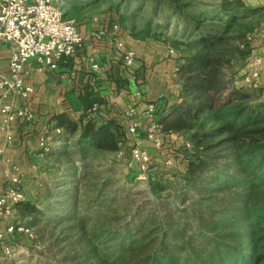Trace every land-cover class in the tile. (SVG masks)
<instances>
[{
  "label": "trees",
  "instance_id": "trees-1",
  "mask_svg": "<svg viewBox=\"0 0 264 264\" xmlns=\"http://www.w3.org/2000/svg\"><path fill=\"white\" fill-rule=\"evenodd\" d=\"M248 8L231 0L224 10L236 18ZM222 38L203 37L194 52L182 55L180 94L159 118L165 134L192 132L196 147L184 159L181 178L171 179L182 183L183 208L169 203L172 195H158L160 216L147 199L129 208L142 192L114 188L111 177L88 181L92 154L122 151L131 163L133 144L120 120H99L89 111L79 118L66 111L54 116L62 133L51 148L69 156L65 146L77 135L73 147L83 155L80 163L63 169L42 205L26 199L13 209L39 233L68 224L66 230L84 234V247L59 255L55 264H264V88L240 84L235 72H226L235 58L245 60L252 51L245 40L226 56L218 49ZM205 113L219 123L210 131L193 123ZM155 184L157 192L168 190Z\"/></svg>",
  "mask_w": 264,
  "mask_h": 264
},
{
  "label": "rangeland",
  "instance_id": "rangeland-1",
  "mask_svg": "<svg viewBox=\"0 0 264 264\" xmlns=\"http://www.w3.org/2000/svg\"><path fill=\"white\" fill-rule=\"evenodd\" d=\"M227 1L231 0H72L71 5H66L64 2L62 7L66 15L78 10L77 16H67L75 19L76 22L94 20L108 26L114 21L122 29L137 37L150 38L163 43L168 50L173 49L178 54L179 65L182 55L189 51L194 52L196 49L193 44L203 37H223L218 49L221 48L226 56L232 53V49L242 47L245 40L249 42L253 52L255 40L264 32V4H262L264 0H243L249 8L242 14L236 15V18L224 10ZM252 52L245 60L235 58L234 64L227 67L226 72L229 74L235 72L240 84L264 85L260 69L257 77L253 75L260 65H256L254 61L261 57H252ZM177 80L178 84L182 85L179 74ZM193 123L196 127L202 125V129L206 131L216 128L219 124L212 118L211 113H205ZM163 134L164 144L160 150L154 148L144 138V130L141 131V137L137 138L138 143L151 155V164L148 172L144 174L145 179H138L143 173L138 170L135 163L131 164L127 159L121 158L119 152H97L90 157L95 161V166L90 169L92 175L88 181H103L111 177L115 183L114 188L122 186L125 189L142 192L132 197L133 201H130L129 208L147 199L151 202L149 208H155L157 215L160 216L162 210L158 195H172L169 203L183 208L182 196L178 194V188L182 187V183L180 180L174 182L171 179L175 175L181 178L180 175L184 173V159L189 158L190 152L196 149L191 139L192 132L167 134L163 132ZM221 138L222 136L215 137L205 143H216ZM76 141L77 135L65 146L70 149L69 156L57 155L59 149L52 148L49 153L33 158L31 164L36 166L37 170L35 173H26L24 178V185L27 183L29 186L26 192L27 199L42 205L45 200L43 193L48 187L54 186L55 180L63 175V169L73 163H80L83 155L79 149L73 147ZM134 142L131 138V144ZM169 159L172 160L171 166L165 164ZM0 178L4 181V188L8 186L10 183L8 173L0 174ZM157 182L166 185L168 190L157 192L155 184ZM186 206L188 203L185 204ZM16 218H22L19 212L14 214V220ZM67 225L63 224L42 233L34 229L33 236H7L6 241L11 244L16 243L19 248L8 257H0V264L57 263L60 259L59 255L84 247V234L75 230H66ZM4 229L5 221L0 217V231Z\"/></svg>",
  "mask_w": 264,
  "mask_h": 264
},
{
  "label": "crops",
  "instance_id": "crops-1",
  "mask_svg": "<svg viewBox=\"0 0 264 264\" xmlns=\"http://www.w3.org/2000/svg\"><path fill=\"white\" fill-rule=\"evenodd\" d=\"M53 1L62 10L64 2L66 5L72 2ZM71 12V15L66 16L78 15V10ZM97 22L77 21L84 42L77 48L75 55L63 59L58 68H45L34 61L26 64L25 84L33 87L34 93L27 101L16 98L13 102L17 105L27 102L36 118L32 123L14 126L13 144L5 149L3 156L9 162L0 159L1 175L8 173L11 166L18 167L24 178L26 173L36 172L37 167L31 164L33 158L44 155L38 148L39 139L46 130L55 127L53 118L56 114L66 111L79 118L84 111H89L91 116L99 120L116 118L126 126V113L130 107L142 112L147 103L153 102L160 118L178 99L181 85L177 80L179 59L175 50L171 52L163 43L154 39L137 37L114 21L108 26ZM115 26L118 29L115 30ZM100 31L106 32V36H94ZM115 41L123 43L122 49L117 48ZM11 50L10 44L0 46V73L3 75H9ZM129 51L135 53V60L130 67L124 61V55ZM253 56L262 58L257 71L260 69L264 81V32L255 40ZM93 63L98 67L93 68ZM260 86L264 88L263 84ZM2 95L3 90L0 89V108L4 103L11 102L10 98L2 99ZM93 107L96 110H92ZM5 141L0 115V148L5 147ZM24 181L22 189L27 199L29 186L27 183L24 185ZM3 191L2 180L0 195Z\"/></svg>",
  "mask_w": 264,
  "mask_h": 264
},
{
  "label": "built area",
  "instance_id": "built-area-1",
  "mask_svg": "<svg viewBox=\"0 0 264 264\" xmlns=\"http://www.w3.org/2000/svg\"><path fill=\"white\" fill-rule=\"evenodd\" d=\"M114 29H118V26ZM106 34L100 31L94 36L102 38ZM83 42L84 37L76 20L68 18L53 0H0V46L12 45L8 64L9 75L0 73L2 99H11V102L4 103L0 108L2 130L6 135V145L0 148V159L3 162H9L3 156L5 149L13 144L14 126L32 123L36 118L27 102L21 105L13 102L16 98L27 101L34 93L33 87L25 84L26 64L34 61L42 67L56 69L63 59L73 57ZM115 43L119 50L122 49L123 43L120 41ZM171 52L174 50L171 49ZM134 60L133 51L124 55L126 66L130 67ZM254 62L258 65L261 59H256ZM97 67L98 65L93 63V68ZM253 75L257 77L258 71L256 70ZM92 110H96V107ZM126 115L128 137L135 141L131 149V164L136 163L143 173L138 179H145L144 174L149 170L151 155L138 143L137 138L141 137V131L144 130V138L157 150L162 149L164 134L159 124V112L155 103L149 102L144 111L139 112L135 107H130ZM60 133L62 129L55 127L43 133L38 142L42 154L51 151L54 137ZM119 153L122 155L123 152ZM165 164L171 166L172 160H167ZM8 175L10 183L0 195V217L5 221V229L0 231V257H8L19 248L18 245L14 247L6 241L7 236H13L15 233L33 236L34 230L24 226L22 218L14 220V205L26 200L22 189L24 174L18 167L11 166ZM0 184H2L1 178Z\"/></svg>",
  "mask_w": 264,
  "mask_h": 264
}]
</instances>
